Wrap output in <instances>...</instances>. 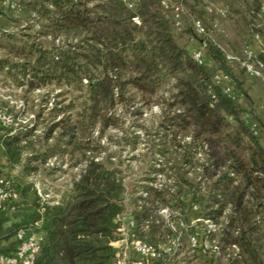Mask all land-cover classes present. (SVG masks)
<instances>
[{"label": "trees", "instance_id": "16d2710c", "mask_svg": "<svg viewBox=\"0 0 264 264\" xmlns=\"http://www.w3.org/2000/svg\"><path fill=\"white\" fill-rule=\"evenodd\" d=\"M129 1L133 8L125 0H11L17 10L0 6V49L6 51L0 74L29 90L55 84L74 86L83 94L78 108L57 100L47 115L39 111L33 128H6L3 148L14 170L8 177L20 199L14 209L0 213V253L17 249L19 228L41 222L36 230L43 232V241L33 264H114L115 219L125 210L127 186L123 170L101 158L100 136L119 125V105L128 107L142 95L146 103L157 97L162 105L148 147L155 156L180 151L177 161L182 164L176 161L171 167L188 188L181 184L173 190L147 178L132 190L130 209L138 237L155 247L170 241L176 232L159 211L172 206L184 213L185 196L191 208L183 219L188 225L197 218L211 220L215 230L206 234L220 249L219 254L205 249V235L196 249L181 238L179 249L156 264H179L185 259L181 252L200 258V264H214L221 255L227 264H264L263 118L244 106L246 92L227 64L234 62L217 41L209 42L199 64L192 47L181 44L162 0ZM262 5L259 1L250 10L252 17L263 13ZM3 21L21 27L13 30ZM249 24L250 38L264 35L263 26ZM255 54V62L264 65V51ZM218 71L230 75L229 92L213 81ZM166 91L168 97L162 96ZM42 118V135L36 138ZM251 121L258 124V135L251 131ZM125 140L137 143L136 137ZM57 154L71 155L81 168L58 198L42 202L30 177ZM198 154L205 155L206 197L198 194L199 181L186 179L183 171L196 165ZM159 165L154 170L164 172L165 162ZM193 210L195 217H189ZM194 227L185 229L187 239Z\"/></svg>", "mask_w": 264, "mask_h": 264}, {"label": "rangeland", "instance_id": "374dc122", "mask_svg": "<svg viewBox=\"0 0 264 264\" xmlns=\"http://www.w3.org/2000/svg\"><path fill=\"white\" fill-rule=\"evenodd\" d=\"M259 1L264 4V0H171L170 6H165V8L171 10L172 5H182L185 10L183 26L180 29H176V34L181 44L186 45L188 48L199 44V38L193 32L192 19L200 17L211 28L212 39L217 41L225 52L238 54L248 45L247 42L250 43L254 52H261L264 47L260 46V43L255 40L256 36L253 39L249 35L251 31L250 21H253L258 28L264 27V12L253 17L250 14V10ZM3 4L4 2L0 0V6ZM208 6H212L214 10L212 15L207 12L206 8ZM221 8L226 9L224 15L219 11ZM206 16L209 18V23L205 18ZM213 20L218 24L216 28L211 25ZM136 21L141 23L139 18ZM3 22L7 27L12 26L11 29L13 30L21 27V25ZM260 37L264 43V35H260ZM5 54L6 51L0 49V57ZM227 64L231 67L233 76L241 83L242 88L246 92L247 97L243 101L244 106L251 110L259 119L263 118L262 120L264 121V111L260 109V102L264 96V80L252 78L238 64L228 62ZM161 94L164 97H168V91ZM161 94L158 96H161ZM79 95L83 94L74 86L60 87L55 84L29 90L28 86L19 85L10 76L0 74V106L8 108L14 114L16 126L20 129L33 128L39 111L43 110V116L47 115L49 109L57 100H63V104L74 102L78 108V105L83 100L78 98ZM161 109L162 105L157 102V97H152L151 101L146 103L142 95H136L135 101H132L128 107L118 106L119 125L106 128L100 136L103 146L101 158L123 170L127 186L125 202H127L126 204L129 208L131 205L130 192L137 189L141 184L147 183V178H156L155 185H166L173 190H176L178 185L182 186L181 184H184L183 188L185 190L188 188L184 180L175 177L174 169L171 167L179 160L180 151L171 150L166 156H155L153 154L154 151L148 147L149 140L152 139V130L159 122ZM37 123L36 138H39L45 125L43 118ZM94 135L99 136V131L96 130ZM126 137H136V145L134 146L127 142L125 140ZM261 140L264 144V137ZM204 158L205 155L198 154L196 157L194 156L193 160L196 165H186L183 167V171L186 179L199 181L198 194L206 197L209 181L204 174ZM74 160L69 154L64 156L57 154L46 164L42 165L30 178H33L37 188L42 193H48L49 198H58L59 194L67 188L80 171L81 164L76 165ZM162 162H165L166 170L158 173L154 168H159V164ZM177 162L179 165L182 164V162ZM184 200L186 203L188 202L184 213L172 206L162 208L159 213L164 217L167 226L174 232H180L181 238L189 246L190 240L186 237L185 229L180 230L178 228L179 223L177 224L179 217L183 218L186 213L190 212L191 202L185 196ZM197 209L198 207L195 208V210ZM205 224L208 225L207 223ZM218 226L220 230V225ZM164 238L167 239V236H164ZM165 239L163 242L166 241ZM179 257H185L179 264L201 263L200 258L195 259L194 256H189L186 252H181ZM214 264H227V258L221 255Z\"/></svg>", "mask_w": 264, "mask_h": 264}, {"label": "built area", "instance_id": "2783aa9c", "mask_svg": "<svg viewBox=\"0 0 264 264\" xmlns=\"http://www.w3.org/2000/svg\"><path fill=\"white\" fill-rule=\"evenodd\" d=\"M125 1L130 7H134L133 1ZM3 2L9 9L17 10L18 8L17 4L12 3L11 0H4ZM170 2L171 0H162V3L166 7L170 6ZM206 9L209 15L213 14L214 10L212 6H208ZM219 11L223 15L226 13V9L223 8ZM262 12H264V4L262 5ZM171 15L174 20L175 28L180 29L183 26V18L185 15L183 6L172 5ZM134 19L138 20V17ZM211 25L213 28H216L218 24L213 20ZM192 28L197 38H199V44L191 48L192 56L199 64H202L205 61L204 56L209 42L214 41L211 36V28L200 17H194L192 19ZM256 37H260V35L257 34ZM262 51H264V48ZM255 56L256 54L250 46L244 48L243 55L241 56L226 52L228 61L239 64L252 78L264 80V65L262 63H256L254 60ZM213 81L216 84H224L226 92L231 90V77L227 72H216L213 75ZM260 109L264 111V96L260 102ZM249 124L253 134L258 135L260 131L258 124L253 121L249 122ZM15 125L16 118L14 114L8 108L0 106V128L5 132L6 128ZM37 189L42 202L50 197L48 193L44 194L39 188ZM19 199L20 191L16 188L14 179L8 176L0 177V213H5L14 209ZM194 208H197V205H194ZM115 220L118 227L116 233L117 237L112 241V245L117 249L114 264H156L160 262L165 255L175 252L180 247V232H176L170 241L164 242L158 247L152 246L141 240L136 232V222L133 213L126 202L125 210L118 214ZM179 220L178 228L180 230L195 225V231L189 235L192 248L196 249L200 245V237L205 235L203 242L205 249H210L211 253L219 254V246L215 243L211 244L206 234L215 230V224L211 220L197 218L191 225H188L183 218L179 217ZM199 222H204V224L207 223L209 226L206 224V226L198 224ZM40 224L41 222H37L35 228H19L15 235V239L19 241L17 249L12 254L0 253V264H33L36 256L41 250L43 241V232L36 230V228L40 227Z\"/></svg>", "mask_w": 264, "mask_h": 264}, {"label": "crops", "instance_id": "0c3cea01", "mask_svg": "<svg viewBox=\"0 0 264 264\" xmlns=\"http://www.w3.org/2000/svg\"><path fill=\"white\" fill-rule=\"evenodd\" d=\"M255 40L260 43V46L261 45L264 46V43L262 42L263 39L261 37H256ZM263 48L261 50H263ZM4 136H5V132L3 131L2 128H0V177L10 176L14 174V170H12L11 163L9 162L7 156L4 153V148H3ZM194 210L191 214H189V217H195L193 216L194 213H196ZM179 222L180 220L178 219L177 224Z\"/></svg>", "mask_w": 264, "mask_h": 264}]
</instances>
